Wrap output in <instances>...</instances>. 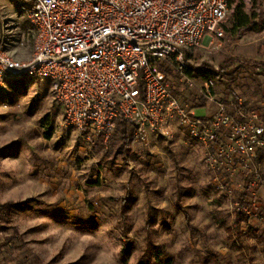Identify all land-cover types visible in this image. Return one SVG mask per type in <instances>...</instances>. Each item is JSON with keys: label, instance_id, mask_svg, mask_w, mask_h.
Segmentation results:
<instances>
[{"label": "rangeland", "instance_id": "374dc122", "mask_svg": "<svg viewBox=\"0 0 264 264\" xmlns=\"http://www.w3.org/2000/svg\"><path fill=\"white\" fill-rule=\"evenodd\" d=\"M237 13L247 27L234 28ZM223 29L170 76L197 117L204 83L213 106L241 100L245 111L264 91V0H232ZM1 33L17 58L29 57L14 0H0ZM259 161L264 173V153ZM227 205L209 185L203 148L178 127L141 141L122 122L106 146H91L65 126L48 81L0 89V264H264V204L246 235Z\"/></svg>", "mask_w": 264, "mask_h": 264}, {"label": "built area", "instance_id": "2783aa9c", "mask_svg": "<svg viewBox=\"0 0 264 264\" xmlns=\"http://www.w3.org/2000/svg\"><path fill=\"white\" fill-rule=\"evenodd\" d=\"M14 1L32 51L17 58L0 34V89L27 78L48 81L65 126L91 146H106L122 122L141 141L170 138L178 127L203 148L209 185L229 214L242 218L246 235L264 204V91L256 109L245 111L241 100L217 102L197 117L174 95L170 78L188 69L190 51L224 38L232 0ZM203 85L199 108L206 111L213 98Z\"/></svg>", "mask_w": 264, "mask_h": 264}, {"label": "trees", "instance_id": "16d2710c", "mask_svg": "<svg viewBox=\"0 0 264 264\" xmlns=\"http://www.w3.org/2000/svg\"><path fill=\"white\" fill-rule=\"evenodd\" d=\"M250 24V20L248 18V16H242L241 18L238 16V13L235 14L234 16V22H233V25H234V28L235 29H241V28H245L247 27L248 25ZM240 219V216L239 215H236V221L238 222ZM236 222V223H237Z\"/></svg>", "mask_w": 264, "mask_h": 264}, {"label": "crops", "instance_id": "0c3cea01", "mask_svg": "<svg viewBox=\"0 0 264 264\" xmlns=\"http://www.w3.org/2000/svg\"><path fill=\"white\" fill-rule=\"evenodd\" d=\"M261 100V99H260ZM214 111V106L213 104L210 106V108L208 110L205 111V113H212Z\"/></svg>", "mask_w": 264, "mask_h": 264}]
</instances>
